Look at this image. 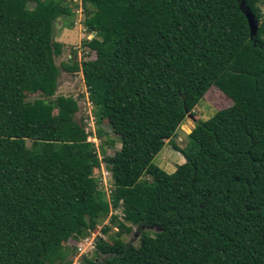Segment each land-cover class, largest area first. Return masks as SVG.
I'll return each mask as SVG.
<instances>
[{
    "label": "trees",
    "instance_id": "16d2710c",
    "mask_svg": "<svg viewBox=\"0 0 264 264\" xmlns=\"http://www.w3.org/2000/svg\"><path fill=\"white\" fill-rule=\"evenodd\" d=\"M74 1L0 0V264H70L65 242L119 206L159 231L100 239L103 264H264V0H81L96 56L64 68L120 136L110 196L77 99L56 95ZM210 86L230 105L173 143L169 173L154 158Z\"/></svg>",
    "mask_w": 264,
    "mask_h": 264
},
{
    "label": "rangeland",
    "instance_id": "374dc122",
    "mask_svg": "<svg viewBox=\"0 0 264 264\" xmlns=\"http://www.w3.org/2000/svg\"><path fill=\"white\" fill-rule=\"evenodd\" d=\"M258 7L264 13V4L259 3ZM72 10L74 11L72 15L59 18L55 22L54 39L62 44V53L56 57V63L61 70L56 95L72 96L77 99L79 110L76 112L75 118L86 126L91 134L89 139L95 143L98 155L103 159L101 167L95 169L94 176L98 180L99 189L110 196L111 189L114 187V175L111 162L104 157L114 154L121 147V139L106 119L101 124L96 122V107L88 99L82 73H70L64 68V64L72 65L77 61L81 63L96 56L95 51L87 48L85 44L86 41L94 38L95 34L89 33L85 28L84 20L87 14L81 0L72 2ZM228 105H230V99L214 86H210L191 112L186 115L174 138L167 142L155 156L154 161L169 173L172 169L175 170L177 165L184 162L185 158L182 153L173 148V143L182 149H187L189 146L188 135L195 124L208 119L215 111ZM26 144L31 147L32 142L27 140ZM112 214H115L117 218H114ZM112 214L102 220L97 229L88 233L84 238L78 240L71 238L65 242L66 247L71 251L70 264H103L105 257L95 251L96 243L100 239L110 241L114 237H120L132 248H136L143 232L153 234L155 231H159L158 227L153 225L128 222L126 224L131 228H123L121 222H125V219L121 206L113 208ZM107 225L111 228L104 233L103 229Z\"/></svg>",
    "mask_w": 264,
    "mask_h": 264
},
{
    "label": "water",
    "instance_id": "95a60500",
    "mask_svg": "<svg viewBox=\"0 0 264 264\" xmlns=\"http://www.w3.org/2000/svg\"><path fill=\"white\" fill-rule=\"evenodd\" d=\"M248 16H249L248 19H249L250 28L253 32L256 29V24L254 23V19H253L252 14L250 13V14H248Z\"/></svg>",
    "mask_w": 264,
    "mask_h": 264
},
{
    "label": "crops",
    "instance_id": "0c3cea01",
    "mask_svg": "<svg viewBox=\"0 0 264 264\" xmlns=\"http://www.w3.org/2000/svg\"><path fill=\"white\" fill-rule=\"evenodd\" d=\"M174 171H175L174 169L171 170V172H174Z\"/></svg>",
    "mask_w": 264,
    "mask_h": 264
}]
</instances>
